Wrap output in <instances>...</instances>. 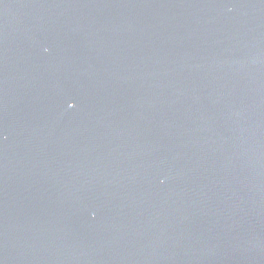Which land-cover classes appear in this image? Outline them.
Masks as SVG:
<instances>
[{"label": "water", "instance_id": "1", "mask_svg": "<svg viewBox=\"0 0 264 264\" xmlns=\"http://www.w3.org/2000/svg\"><path fill=\"white\" fill-rule=\"evenodd\" d=\"M0 264H264V0H0Z\"/></svg>", "mask_w": 264, "mask_h": 264}]
</instances>
